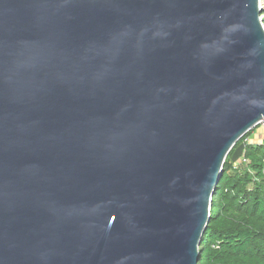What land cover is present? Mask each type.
<instances>
[{
	"label": "water",
	"instance_id": "1",
	"mask_svg": "<svg viewBox=\"0 0 264 264\" xmlns=\"http://www.w3.org/2000/svg\"><path fill=\"white\" fill-rule=\"evenodd\" d=\"M263 10L0 0V264H198L264 120Z\"/></svg>",
	"mask_w": 264,
	"mask_h": 264
},
{
	"label": "trees",
	"instance_id": "2",
	"mask_svg": "<svg viewBox=\"0 0 264 264\" xmlns=\"http://www.w3.org/2000/svg\"><path fill=\"white\" fill-rule=\"evenodd\" d=\"M242 155L244 164L224 163L198 264H264V144Z\"/></svg>",
	"mask_w": 264,
	"mask_h": 264
},
{
	"label": "crops",
	"instance_id": "3",
	"mask_svg": "<svg viewBox=\"0 0 264 264\" xmlns=\"http://www.w3.org/2000/svg\"><path fill=\"white\" fill-rule=\"evenodd\" d=\"M261 129V127L257 130L255 129L253 133L249 136L250 142L252 144H264V128L263 132Z\"/></svg>",
	"mask_w": 264,
	"mask_h": 264
},
{
	"label": "built area",
	"instance_id": "4",
	"mask_svg": "<svg viewBox=\"0 0 264 264\" xmlns=\"http://www.w3.org/2000/svg\"><path fill=\"white\" fill-rule=\"evenodd\" d=\"M260 127H261V128H264V120L261 122ZM242 143H244L245 145H246V144H250L251 142H250L249 137L244 138ZM246 162H247V161L244 159V157H243V155H242V156L239 158V160H238L235 164H244V163H246Z\"/></svg>",
	"mask_w": 264,
	"mask_h": 264
},
{
	"label": "rangeland",
	"instance_id": "5",
	"mask_svg": "<svg viewBox=\"0 0 264 264\" xmlns=\"http://www.w3.org/2000/svg\"><path fill=\"white\" fill-rule=\"evenodd\" d=\"M262 6H263V8H264V3H263V0H262ZM263 12H264V10H263ZM262 18V17H261ZM262 24H264L263 22H262ZM260 127H258L257 129H259ZM256 129V130H257ZM262 130V132H263V128L261 129ZM257 136V135H256Z\"/></svg>",
	"mask_w": 264,
	"mask_h": 264
}]
</instances>
